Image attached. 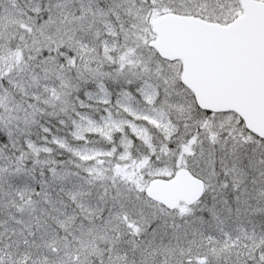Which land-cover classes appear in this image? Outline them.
Masks as SVG:
<instances>
[{"label": "snow or ice", "instance_id": "1", "mask_svg": "<svg viewBox=\"0 0 264 264\" xmlns=\"http://www.w3.org/2000/svg\"><path fill=\"white\" fill-rule=\"evenodd\" d=\"M0 264H264V0H0Z\"/></svg>", "mask_w": 264, "mask_h": 264}]
</instances>
